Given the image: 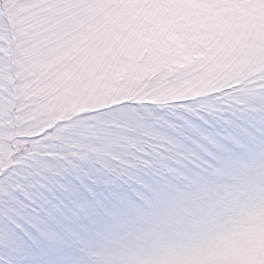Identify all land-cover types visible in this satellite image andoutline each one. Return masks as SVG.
Returning a JSON list of instances; mask_svg holds the SVG:
<instances>
[{
    "label": "snow or ice",
    "instance_id": "1",
    "mask_svg": "<svg viewBox=\"0 0 264 264\" xmlns=\"http://www.w3.org/2000/svg\"><path fill=\"white\" fill-rule=\"evenodd\" d=\"M128 2L0 0V264H231L264 223V15Z\"/></svg>",
    "mask_w": 264,
    "mask_h": 264
},
{
    "label": "rangeland",
    "instance_id": "2",
    "mask_svg": "<svg viewBox=\"0 0 264 264\" xmlns=\"http://www.w3.org/2000/svg\"><path fill=\"white\" fill-rule=\"evenodd\" d=\"M119 10L144 12L150 16L171 13L185 17L193 13L206 17L214 11L208 0H129ZM235 10L254 20L257 15H264V0H259L258 4L248 3L246 0L244 7ZM166 231L188 246L206 239L203 218L191 211L179 214L166 226ZM221 247L231 264H264V223L249 222L228 233L222 239Z\"/></svg>",
    "mask_w": 264,
    "mask_h": 264
}]
</instances>
